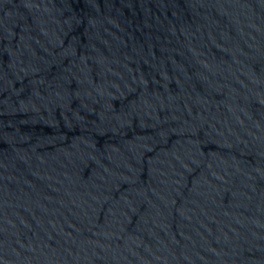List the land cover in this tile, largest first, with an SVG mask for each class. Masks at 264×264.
Returning a JSON list of instances; mask_svg holds the SVG:
<instances>
[{"label":"water","instance_id":"water-1","mask_svg":"<svg viewBox=\"0 0 264 264\" xmlns=\"http://www.w3.org/2000/svg\"><path fill=\"white\" fill-rule=\"evenodd\" d=\"M0 264H264V0H0Z\"/></svg>","mask_w":264,"mask_h":264}]
</instances>
